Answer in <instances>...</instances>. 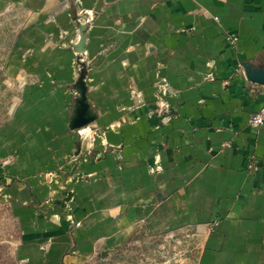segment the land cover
<instances>
[{
    "label": "crops",
    "instance_id": "0c3cea01",
    "mask_svg": "<svg viewBox=\"0 0 264 264\" xmlns=\"http://www.w3.org/2000/svg\"><path fill=\"white\" fill-rule=\"evenodd\" d=\"M99 1L0 0L29 11L0 70L15 90L0 196L21 262L83 264L143 223L202 234L200 264H264V125L249 124L264 86L243 68L264 66V0H104L78 55L75 20ZM79 63L98 118L77 154Z\"/></svg>",
    "mask_w": 264,
    "mask_h": 264
},
{
    "label": "rangeland",
    "instance_id": "374dc122",
    "mask_svg": "<svg viewBox=\"0 0 264 264\" xmlns=\"http://www.w3.org/2000/svg\"><path fill=\"white\" fill-rule=\"evenodd\" d=\"M28 18L29 11L15 4H9L7 10L0 14V70L6 63L7 43L9 44L11 36L15 39L20 35ZM80 20L81 13L75 20L78 26L81 23ZM82 68L80 64L77 69L78 78ZM4 79V75L0 73V124L8 119L15 95L14 89L6 90ZM163 109V111L160 110L161 114H171L173 111L170 106H165ZM82 129L74 131L80 140L79 132ZM5 187V183L0 181V194ZM162 198V194L159 193L157 199L161 201ZM58 212L55 210L56 215L51 213L52 224H59L61 216ZM23 237L24 231L20 220H17L14 215L11 204L0 196V264H25L21 262L18 255ZM46 239L39 240L38 244L43 245L49 242ZM202 245V234L194 232L192 228L172 229L164 234L151 235L146 224L140 223L127 242L117 248L98 250L83 264H200Z\"/></svg>",
    "mask_w": 264,
    "mask_h": 264
},
{
    "label": "water",
    "instance_id": "95a60500",
    "mask_svg": "<svg viewBox=\"0 0 264 264\" xmlns=\"http://www.w3.org/2000/svg\"><path fill=\"white\" fill-rule=\"evenodd\" d=\"M104 0H100L93 10L95 13L101 12L103 8ZM88 29L89 24L80 23V39L78 43L74 46V50L78 55H83L86 50V43L88 38ZM82 70H80L78 81L75 84V90L77 93V97L74 103V111L70 121V129L75 131L93 124L97 118L98 114L90 105L87 92L88 87L86 84V75L87 70L85 66L82 65ZM243 68L246 74V77L249 81L264 86V66L263 67H255L251 63L246 62L243 64ZM82 140L77 142V154L81 151Z\"/></svg>",
    "mask_w": 264,
    "mask_h": 264
},
{
    "label": "built area",
    "instance_id": "2783aa9c",
    "mask_svg": "<svg viewBox=\"0 0 264 264\" xmlns=\"http://www.w3.org/2000/svg\"><path fill=\"white\" fill-rule=\"evenodd\" d=\"M95 18V12L93 10H85L82 11L81 13V23L84 24H90ZM249 124L251 126H256V127H261L264 125V106L257 112L255 113L253 116H251V118L249 119ZM80 135L82 138L87 136H84V132L80 131Z\"/></svg>",
    "mask_w": 264,
    "mask_h": 264
}]
</instances>
